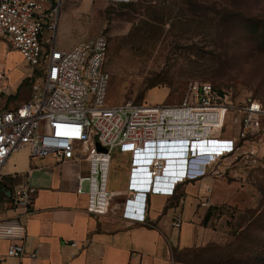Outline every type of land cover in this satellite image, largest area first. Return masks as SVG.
Segmentation results:
<instances>
[{
	"label": "built area",
	"instance_id": "built-area-1",
	"mask_svg": "<svg viewBox=\"0 0 264 264\" xmlns=\"http://www.w3.org/2000/svg\"><path fill=\"white\" fill-rule=\"evenodd\" d=\"M62 2L0 0V45L19 52L26 67L33 69L27 77V85H32L27 102L11 108L0 100V181L4 165L16 151L27 149L32 157L74 161L79 150L89 163V174L79 178L77 193L84 192L86 182L87 212L103 216L111 199L113 153L120 150L131 155V198L124 216L146 223L149 195L173 196L180 183L218 177L234 165L264 168V106L256 99L234 104L222 89L195 82L177 105L133 100L109 105V37L101 33L68 50L57 48ZM39 73L43 87L36 95L32 81ZM8 80L7 71L0 69V95H8ZM218 130L227 135L216 138ZM169 153L186 156L166 158ZM180 159L177 164L168 162ZM198 160L208 163L197 168ZM179 171H184L182 177ZM171 180L175 181L172 189ZM33 193L27 184L5 192V203L14 212L0 219V240L10 242L7 257L37 258L36 251L25 250L28 222L35 213ZM181 222L177 217L173 226L179 228Z\"/></svg>",
	"mask_w": 264,
	"mask_h": 264
},
{
	"label": "rangeland",
	"instance_id": "rangeland-1",
	"mask_svg": "<svg viewBox=\"0 0 264 264\" xmlns=\"http://www.w3.org/2000/svg\"><path fill=\"white\" fill-rule=\"evenodd\" d=\"M61 11L66 23L57 48L82 36L108 35L109 105H177L199 82L222 89L234 104L256 99L264 106V0H63ZM6 52L0 45V69L9 77L5 91L20 92L1 94L0 100L15 107L31 96L27 77L33 69ZM42 87L38 78L36 95ZM214 135L222 139L227 132ZM113 155V164L122 160L119 150ZM214 178L236 187L241 206L220 209L217 218L223 220L215 226L225 229L223 241L180 258L192 264H264V168L234 165Z\"/></svg>",
	"mask_w": 264,
	"mask_h": 264
},
{
	"label": "crops",
	"instance_id": "crops-1",
	"mask_svg": "<svg viewBox=\"0 0 264 264\" xmlns=\"http://www.w3.org/2000/svg\"><path fill=\"white\" fill-rule=\"evenodd\" d=\"M65 15V13H64ZM60 12L57 36L64 31L66 19ZM86 36L63 46L68 50ZM7 51L23 61L17 51ZM20 91H8L15 94ZM29 100V99H28ZM27 102V101H26ZM17 103V106L23 104ZM11 107V108H15ZM115 152V151H114ZM122 160L112 161L108 188L111 193L106 215L87 212L88 184H82L78 194L79 178L89 174V163L76 151V160L62 161L48 156L32 157L29 150L14 152L3 167L0 181V219L14 214L5 203L7 190L24 185L33 189L35 213L28 222L25 250L37 252V258L7 257L10 242L0 240L2 264H187L176 261L173 250L187 251L220 243L226 237L225 229L215 226L223 218L217 215L205 223L210 209L222 206L240 207L234 194L236 187L219 183L213 176L180 183L173 196L149 195L147 221L139 223L124 216L131 176V155L122 153ZM114 160V155H113ZM175 162H170L174 164ZM173 167V166H172ZM111 176V181H110ZM175 181L171 180L172 184ZM3 193V194H2ZM209 201L207 205L204 202ZM215 213V212H214ZM181 217V226L173 223ZM77 243V246H73Z\"/></svg>",
	"mask_w": 264,
	"mask_h": 264
},
{
	"label": "trees",
	"instance_id": "trees-1",
	"mask_svg": "<svg viewBox=\"0 0 264 264\" xmlns=\"http://www.w3.org/2000/svg\"><path fill=\"white\" fill-rule=\"evenodd\" d=\"M41 79L42 80V75H40V73L37 75V77L32 81V82H35L37 79ZM153 87H151V88H149V90L150 89H152ZM221 210L220 209H217V208H214V209H210L209 210V212H208V214H207V216H206V218H205V223L207 224L208 222H209V220L214 216V214L215 215H217V216H221V212H220ZM215 212V213H214ZM208 248V246L207 247H204V248H198V249H192V250H187V251H185V253L186 252H190V251H196V250H205V249H207ZM181 253H183V251H178V250H173V254H174V258H175V260L176 261H180V262H185V263H187V264H192V263H190V262H187V261H183L181 258H180V254ZM194 264V263H193Z\"/></svg>",
	"mask_w": 264,
	"mask_h": 264
},
{
	"label": "bare ground",
	"instance_id": "bare-ground-1",
	"mask_svg": "<svg viewBox=\"0 0 264 264\" xmlns=\"http://www.w3.org/2000/svg\"><path fill=\"white\" fill-rule=\"evenodd\" d=\"M162 155H164V154H162ZM167 156H166V158H184L185 156H186V153H176V154H166ZM173 155V156H172ZM174 155H177V156H174ZM175 162L174 164H177V162L179 163V162H182L183 160L182 159H180V160H170V161H168V162ZM175 167H177V166H173V169H176ZM173 173V172H172ZM179 173L180 174H178V176L179 177H182L183 176V174H184V171H179ZM167 191H169V190H167Z\"/></svg>",
	"mask_w": 264,
	"mask_h": 264
},
{
	"label": "clouds",
	"instance_id": "clouds-1",
	"mask_svg": "<svg viewBox=\"0 0 264 264\" xmlns=\"http://www.w3.org/2000/svg\"><path fill=\"white\" fill-rule=\"evenodd\" d=\"M207 163V160H198L195 166L197 168H203Z\"/></svg>",
	"mask_w": 264,
	"mask_h": 264
},
{
	"label": "water",
	"instance_id": "water-1",
	"mask_svg": "<svg viewBox=\"0 0 264 264\" xmlns=\"http://www.w3.org/2000/svg\"><path fill=\"white\" fill-rule=\"evenodd\" d=\"M97 147H98L99 150H104V149H102L99 145H97Z\"/></svg>",
	"mask_w": 264,
	"mask_h": 264
}]
</instances>
